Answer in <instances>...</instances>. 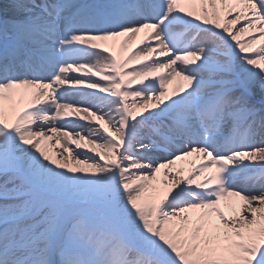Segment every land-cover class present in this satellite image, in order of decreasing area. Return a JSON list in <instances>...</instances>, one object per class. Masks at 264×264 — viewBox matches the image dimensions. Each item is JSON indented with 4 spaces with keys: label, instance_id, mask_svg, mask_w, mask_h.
I'll return each mask as SVG.
<instances>
[{
    "label": "snow or ice",
    "instance_id": "obj_1",
    "mask_svg": "<svg viewBox=\"0 0 264 264\" xmlns=\"http://www.w3.org/2000/svg\"><path fill=\"white\" fill-rule=\"evenodd\" d=\"M192 2L0 0V264H264V0Z\"/></svg>",
    "mask_w": 264,
    "mask_h": 264
},
{
    "label": "bare ground",
    "instance_id": "obj_2",
    "mask_svg": "<svg viewBox=\"0 0 264 264\" xmlns=\"http://www.w3.org/2000/svg\"><path fill=\"white\" fill-rule=\"evenodd\" d=\"M182 8H184L185 11H193L194 14H201L199 12L200 9V4L197 2H192V0H182V3L180 5ZM210 12H211V8H210ZM236 29L234 28L233 31H235ZM252 35H256L257 36V42L253 45V47L258 48L260 46L261 43H264V40H260L259 39V28L252 30L251 31ZM144 33H141L139 36L134 37L131 41H129L127 48L125 49L123 55L127 56L129 54H131L132 52H134L135 50H137L138 47H141L142 44L140 43L141 37H143ZM239 39L241 40H247L251 38V35L249 33H242L239 37ZM125 37H120L117 38L118 41H122L124 40ZM118 50V49H117ZM172 86H170L171 90ZM17 100L20 101L21 103H27L28 97H17ZM7 104V102H5ZM55 147H59L58 145H56ZM51 151V148H50ZM52 154H55L54 152ZM204 162L202 158H198L197 156H192V157H187L184 160H180L177 161L175 165L171 166L169 169H161V171L159 173H157V177H156V181L160 182L163 180L168 179V177L165 175V171L168 172H177L179 169L183 168L184 169V173L182 174H186L188 172V169L191 167V165L194 164H200ZM208 173H205V175H207ZM158 186H161L158 183ZM237 189H248V185L242 182H238L236 185ZM223 201H222V206H223ZM227 211V210H226Z\"/></svg>",
    "mask_w": 264,
    "mask_h": 264
}]
</instances>
